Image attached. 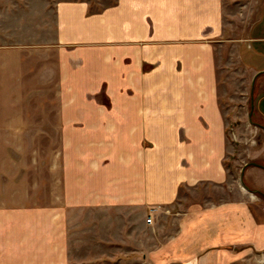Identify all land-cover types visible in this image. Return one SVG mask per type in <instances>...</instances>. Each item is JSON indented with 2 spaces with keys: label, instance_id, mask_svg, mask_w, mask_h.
<instances>
[{
  "label": "crops",
  "instance_id": "crops-1",
  "mask_svg": "<svg viewBox=\"0 0 264 264\" xmlns=\"http://www.w3.org/2000/svg\"><path fill=\"white\" fill-rule=\"evenodd\" d=\"M228 14L251 22L243 55L264 132V0L63 1L45 41L0 36V264H71L73 246L86 264L264 254V135L237 190L227 164ZM203 186L239 199L203 201Z\"/></svg>",
  "mask_w": 264,
  "mask_h": 264
},
{
  "label": "rangeland",
  "instance_id": "rangeland-1",
  "mask_svg": "<svg viewBox=\"0 0 264 264\" xmlns=\"http://www.w3.org/2000/svg\"><path fill=\"white\" fill-rule=\"evenodd\" d=\"M63 1L78 0H0V36L9 33L11 43L22 44L35 39L45 41L49 28L55 25V6ZM84 1L90 3L93 11L102 10L115 2V0ZM249 24H251L249 19L243 22L242 18L234 19L229 23L228 14L225 20L223 46L219 47L217 52L222 109L227 119L228 137L234 145L236 144L233 155H230V159L227 160L229 169L234 172V182H231L234 184L232 190L241 188V170L253 162L249 159V148L252 150L256 145L253 141L258 139L262 145L264 135L257 119L252 116V90L254 88L257 94L258 89L257 85L254 87L252 85L256 72L251 69V64L244 58L248 52V43L244 40L250 36L247 31ZM258 100L256 95L255 101ZM237 137L238 140H236ZM200 192L203 201L228 199L229 197L230 199H239L235 191V193L229 191L228 194H224L219 190L203 186ZM194 196L197 198V194ZM71 251V264H86L85 258H83L85 252L76 246H73ZM94 264L143 263L137 258L112 256ZM236 264H264V254Z\"/></svg>",
  "mask_w": 264,
  "mask_h": 264
},
{
  "label": "trees",
  "instance_id": "trees-1",
  "mask_svg": "<svg viewBox=\"0 0 264 264\" xmlns=\"http://www.w3.org/2000/svg\"><path fill=\"white\" fill-rule=\"evenodd\" d=\"M253 164L262 165V164H260L259 162H254ZM257 194H258L260 197L264 198V194H261V193H259V192H257Z\"/></svg>",
  "mask_w": 264,
  "mask_h": 264
},
{
  "label": "built area",
  "instance_id": "built-area-1",
  "mask_svg": "<svg viewBox=\"0 0 264 264\" xmlns=\"http://www.w3.org/2000/svg\"><path fill=\"white\" fill-rule=\"evenodd\" d=\"M147 223L150 224V225H152L153 224V218L152 217L148 218L147 219Z\"/></svg>",
  "mask_w": 264,
  "mask_h": 264
},
{
  "label": "water",
  "instance_id": "water-1",
  "mask_svg": "<svg viewBox=\"0 0 264 264\" xmlns=\"http://www.w3.org/2000/svg\"><path fill=\"white\" fill-rule=\"evenodd\" d=\"M242 185H243L244 188H246L243 182H242Z\"/></svg>",
  "mask_w": 264,
  "mask_h": 264
}]
</instances>
